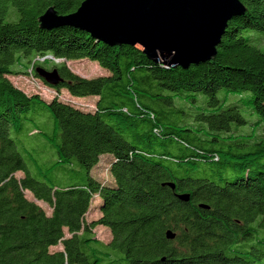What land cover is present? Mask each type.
Listing matches in <instances>:
<instances>
[{
	"label": "trees",
	"instance_id": "trees-1",
	"mask_svg": "<svg viewBox=\"0 0 264 264\" xmlns=\"http://www.w3.org/2000/svg\"><path fill=\"white\" fill-rule=\"evenodd\" d=\"M84 1L0 0V264H264V135L231 130L246 124L241 107L264 124V0H240L246 13L215 58L186 70L77 28L41 27L48 9L67 16ZM70 61L107 74L82 78ZM38 68L58 70L64 82L42 84L77 102L9 79ZM199 96L213 111L188 123L181 105ZM103 157L112 181L92 174ZM95 204L101 217L88 223ZM97 226L109 243L94 239Z\"/></svg>",
	"mask_w": 264,
	"mask_h": 264
},
{
	"label": "water",
	"instance_id": "water-1",
	"mask_svg": "<svg viewBox=\"0 0 264 264\" xmlns=\"http://www.w3.org/2000/svg\"><path fill=\"white\" fill-rule=\"evenodd\" d=\"M245 13L240 0H85L67 16L50 8L39 22L47 30H83L112 47H140L151 60L186 70L212 61L229 22ZM36 73L52 87L64 82L56 69L38 68ZM189 198L180 196L183 201ZM166 236L176 237L172 231Z\"/></svg>",
	"mask_w": 264,
	"mask_h": 264
},
{
	"label": "rangeland",
	"instance_id": "rangeland-1",
	"mask_svg": "<svg viewBox=\"0 0 264 264\" xmlns=\"http://www.w3.org/2000/svg\"><path fill=\"white\" fill-rule=\"evenodd\" d=\"M257 37H260V35H257ZM257 46L260 49L264 50V45L260 46L257 44ZM47 57L49 56H39L37 59L40 63H44L46 62L45 60H47L48 64L51 65L52 64L51 62H53V60L50 59V57L49 58ZM65 64L70 69V71H72L74 74L82 78L93 79L107 74L105 69L101 68L96 62L70 61V62H65ZM14 67H17V65L13 66V68ZM48 68H50V66ZM22 70L23 69L19 67V71ZM28 71L29 72L26 75L24 74L12 75L9 76V79L16 87L20 88L28 95L40 93L41 96L43 98H46V100L48 101L52 100L55 96L60 95L62 97L61 100L69 101V102L72 101L77 102V100H75L66 89H61L59 91L60 94L57 92L56 89L55 90L52 89L50 92V90L46 89L45 85L42 84L43 80H40L38 77H35L30 69ZM223 96H224L223 93L219 94L220 99H222ZM236 100H238L237 97H230L229 103L234 104ZM94 101H95L94 98L88 97L86 99L78 100V103L80 106L88 107L91 106V104L94 103ZM205 102L206 100L203 96L197 97V102L186 101V100L183 102V104L181 105V109L184 113L183 117L188 123L198 124L199 123L198 119L202 114L209 115L212 113L213 109L209 108ZM75 105H77V103ZM241 113L246 121V124L237 125V123H234L231 127V130L234 134L235 133L240 135L254 134L256 137H260L261 135H264V124L258 126L257 123L260 120V117L257 114L253 113L248 108H242V107H241ZM43 161H45L48 165H50L52 163L51 156L44 155ZM109 168H110L109 159L103 157L102 159H100V162L93 168L92 174L97 179H99L100 182H103L104 180L112 181L111 175L109 173ZM18 176H22V175L18 174ZM27 196L29 199L32 200V196L30 194H27ZM98 202L99 201H97L96 204H98ZM39 204L44 208V210L49 215L52 213V210L49 207H47L42 203ZM96 204L92 205L91 209L89 210L88 214L85 217L86 222L88 223H92L101 217L98 209L99 205ZM92 234L94 239L103 242L105 244L109 243L112 239L110 230L103 226L95 227ZM66 236H69L67 231H66ZM61 249L62 246L59 245L58 247L51 248V251H58Z\"/></svg>",
	"mask_w": 264,
	"mask_h": 264
},
{
	"label": "built area",
	"instance_id": "built-area-1",
	"mask_svg": "<svg viewBox=\"0 0 264 264\" xmlns=\"http://www.w3.org/2000/svg\"><path fill=\"white\" fill-rule=\"evenodd\" d=\"M47 58H49V57H47ZM50 59H52L53 60V62H61L60 60H56V59H54V58H52V57H50ZM43 60H45V59H43ZM45 61H47V60H45Z\"/></svg>",
	"mask_w": 264,
	"mask_h": 264
}]
</instances>
